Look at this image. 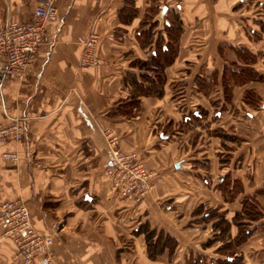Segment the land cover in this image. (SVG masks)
I'll return each mask as SVG.
<instances>
[{"label": "crops", "instance_id": "obj_1", "mask_svg": "<svg viewBox=\"0 0 264 264\" xmlns=\"http://www.w3.org/2000/svg\"><path fill=\"white\" fill-rule=\"evenodd\" d=\"M53 1L36 59L2 84L0 124L19 116L24 134L0 143V200L26 201L54 264H264V0ZM39 2L0 0V26ZM89 33L100 62L81 67ZM156 70L161 94H139ZM106 130L151 172L141 201L111 189ZM145 224L171 250L151 257ZM3 232L0 264H20Z\"/></svg>", "mask_w": 264, "mask_h": 264}, {"label": "built area", "instance_id": "obj_2", "mask_svg": "<svg viewBox=\"0 0 264 264\" xmlns=\"http://www.w3.org/2000/svg\"><path fill=\"white\" fill-rule=\"evenodd\" d=\"M32 9V18L27 22L7 21L0 26V97L2 84L9 79H22L25 71L36 59L38 49L48 34L47 22L55 17L57 6L53 0H40ZM82 46L79 65H97V35L89 33L77 36ZM23 118H15L0 124V143L19 140L24 134ZM111 158L106 172L115 196L141 201L152 188L151 172L145 168L138 155L130 150L123 151L115 132L105 131ZM1 157L17 161V151L4 150ZM0 225L3 235L15 244V255L20 264H54L52 234L43 233L32 223L26 201L21 197L0 200Z\"/></svg>", "mask_w": 264, "mask_h": 264}, {"label": "trees", "instance_id": "obj_3", "mask_svg": "<svg viewBox=\"0 0 264 264\" xmlns=\"http://www.w3.org/2000/svg\"><path fill=\"white\" fill-rule=\"evenodd\" d=\"M164 25H166V32L168 35V44H163L161 45V49L162 50H169L170 48L173 47V44H175V42L177 41L176 39V33L177 30H179V27H175L171 22L169 23H165ZM156 56V54L154 56H152V62H150V67L152 66V69L155 68H160L159 63L154 59ZM153 66H155V68H153ZM244 72H249L246 71V69H243ZM144 75V74H143ZM148 77V79L151 80V82L153 83L152 86L150 88L147 87H142L139 88L138 92L139 94H154V95H159L162 92V84L164 81V72L156 70L154 72V75L151 76L150 74L146 75ZM243 204L246 207V212L248 213H254V212H258V207H257V203L254 199V197L252 195H245V199L243 200ZM261 212V211H259ZM208 213V212H207ZM243 229V228H242ZM247 227L244 228V234L246 233ZM136 231H142L144 232V237L146 239V245H147V251L149 253V255L151 257H154L158 251H161V248L165 245L169 246V250H171L173 243L175 242V240L170 237L167 234H163V232H156L155 228H150L149 224H145L139 228L136 229ZM161 241L162 244H161ZM161 244V245H160Z\"/></svg>", "mask_w": 264, "mask_h": 264}, {"label": "rangeland", "instance_id": "obj_4", "mask_svg": "<svg viewBox=\"0 0 264 264\" xmlns=\"http://www.w3.org/2000/svg\"><path fill=\"white\" fill-rule=\"evenodd\" d=\"M245 115H246V114H245ZM246 116H247V115H246ZM261 213H262V212H261ZM261 213H260V214H261Z\"/></svg>", "mask_w": 264, "mask_h": 264}]
</instances>
